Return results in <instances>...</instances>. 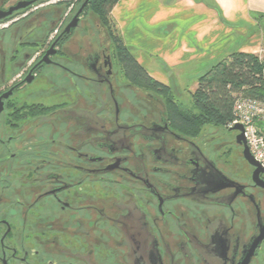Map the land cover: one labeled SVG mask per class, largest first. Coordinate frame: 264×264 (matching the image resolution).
Here are the masks:
<instances>
[{"label": "flooded vegetation", "instance_id": "af4514ba", "mask_svg": "<svg viewBox=\"0 0 264 264\" xmlns=\"http://www.w3.org/2000/svg\"><path fill=\"white\" fill-rule=\"evenodd\" d=\"M58 13L0 29V264H264V175L238 132L175 127L87 14L63 35Z\"/></svg>", "mask_w": 264, "mask_h": 264}, {"label": "crops", "instance_id": "0c3cea01", "mask_svg": "<svg viewBox=\"0 0 264 264\" xmlns=\"http://www.w3.org/2000/svg\"><path fill=\"white\" fill-rule=\"evenodd\" d=\"M255 15L264 17V0H121L112 11L138 63L169 87L174 80L197 87L199 78L221 61L226 41L238 34L224 35L223 26L236 28ZM235 51L242 52L238 45Z\"/></svg>", "mask_w": 264, "mask_h": 264}, {"label": "trees", "instance_id": "16d2710c", "mask_svg": "<svg viewBox=\"0 0 264 264\" xmlns=\"http://www.w3.org/2000/svg\"><path fill=\"white\" fill-rule=\"evenodd\" d=\"M77 1L81 5L84 2ZM120 1L91 0L84 14L93 13L107 30L126 77L139 88L164 99L170 121L175 127L192 135L206 125L225 129L235 119L234 105L238 98L264 100V62L254 54L235 51L199 78L192 94L193 107L185 108L175 100L171 87L153 79L125 45L112 18V11Z\"/></svg>", "mask_w": 264, "mask_h": 264}, {"label": "rangeland", "instance_id": "374dc122", "mask_svg": "<svg viewBox=\"0 0 264 264\" xmlns=\"http://www.w3.org/2000/svg\"><path fill=\"white\" fill-rule=\"evenodd\" d=\"M17 1L21 0H0V4H7V6H9L10 4L16 3ZM53 1H55V3ZM50 2H52L51 6H47V3ZM72 3H75L73 12L69 11L70 7H67V4H65V2L59 3V1L56 0H42V13H50L52 11H55L57 13L60 12V15L62 17H66V15H69L70 18L71 14L73 13L75 16V14L81 7V4L79 2L73 1ZM81 20L83 21V24L85 23L89 25L91 38L97 41H101V37L106 38L107 45L110 47V51L114 54V56H116L115 46L110 44L109 39H107L109 37V34L107 30L101 26L98 18L93 13L89 12L85 17H82ZM58 24L59 22L57 21L52 30L56 28ZM50 26H47V29H49ZM232 30L235 32L236 30H238V34L235 36V38H229V40L226 41L228 47L220 60L229 56L235 50V45H238L239 50H242V52L254 54L264 62V17L255 15L254 17H251L248 23H238L236 28H230V26L227 25L223 26L224 35ZM73 39L78 40L79 35L75 36ZM49 42L48 44H50ZM73 45L75 44L73 43ZM172 82L174 83L171 85V89L175 100L180 102L185 108L192 109V94L194 93L196 87L192 85H176L175 80ZM144 100L150 102L149 99L144 98ZM159 100L164 101L161 96L159 97ZM213 129L214 128L209 125H206L202 128L204 132H209ZM239 155L242 157L240 151L234 153V157H239Z\"/></svg>", "mask_w": 264, "mask_h": 264}, {"label": "built area", "instance_id": "2783aa9c", "mask_svg": "<svg viewBox=\"0 0 264 264\" xmlns=\"http://www.w3.org/2000/svg\"><path fill=\"white\" fill-rule=\"evenodd\" d=\"M9 24L7 20L0 21V29L7 28ZM234 118L227 129L236 125L243 126L249 151L264 170V100L238 98L234 105Z\"/></svg>", "mask_w": 264, "mask_h": 264}, {"label": "water", "instance_id": "95a60500", "mask_svg": "<svg viewBox=\"0 0 264 264\" xmlns=\"http://www.w3.org/2000/svg\"><path fill=\"white\" fill-rule=\"evenodd\" d=\"M42 0H21L19 1L15 6L10 7L8 10H3L0 6V21H5L11 18L15 13L26 10L29 7H32L35 5L36 2H39ZM91 0H84L83 4L81 5L79 11L75 14L73 17L71 23L67 26L65 29L63 35L70 33L73 29L77 28L80 22V18L84 13L85 8L89 5V2ZM62 35V36H63ZM58 41L54 42L51 46L53 49ZM49 54L46 55V57ZM231 131L238 132V135L236 137V143L243 148V156L244 159L254 168V179L257 182L260 179V175H264V170L262 167L254 160L253 156L251 155L249 148L247 146L246 140L244 138V128L242 125H236L233 128L230 129ZM262 183V182H261ZM260 183V184H261ZM262 185V184H261Z\"/></svg>", "mask_w": 264, "mask_h": 264}]
</instances>
